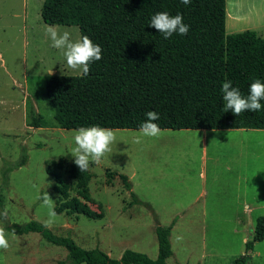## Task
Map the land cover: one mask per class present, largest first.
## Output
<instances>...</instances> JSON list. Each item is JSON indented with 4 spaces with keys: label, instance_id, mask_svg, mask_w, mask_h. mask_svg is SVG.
<instances>
[{
    "label": "rangeland",
    "instance_id": "obj_1",
    "mask_svg": "<svg viewBox=\"0 0 264 264\" xmlns=\"http://www.w3.org/2000/svg\"><path fill=\"white\" fill-rule=\"evenodd\" d=\"M241 2L244 9L256 2L263 12L249 16L248 23L264 20L260 7L261 3L264 8V0ZM43 4L44 0H0V213L7 210V217L0 216V228L9 241L8 249H0V264H71L66 249L50 244L40 234L9 230L13 224L33 220L44 225L49 212L42 206L45 192L56 212L59 195L48 172L52 162L65 160L64 170L55 173L69 185L71 196H77L69 171L74 162L75 130L59 128L54 110L46 104V90L49 76L82 74L68 68L61 51L50 46L46 28L52 25L42 19ZM65 28L73 30V40L81 37L78 27L59 26L60 31ZM259 36L264 38V28ZM35 115L43 117L44 128L31 127ZM193 133L162 130L157 137H141L135 143L139 131L115 130L112 151L89 167L93 201L89 206L102 212L103 218L57 213L59 219L48 229L56 236L72 238L83 249L98 248L113 259L132 250L155 260L159 254L157 227L175 223L168 264H234L246 253V242L264 215H218L223 210L215 207L223 206L222 201L196 196L201 139ZM24 155L27 164L17 167ZM107 172L127 176L132 191L119 176L109 183ZM208 207L215 209L204 210ZM204 211L210 214L203 215ZM251 256V264H264V241L255 244Z\"/></svg>",
    "mask_w": 264,
    "mask_h": 264
},
{
    "label": "trees",
    "instance_id": "obj_2",
    "mask_svg": "<svg viewBox=\"0 0 264 264\" xmlns=\"http://www.w3.org/2000/svg\"><path fill=\"white\" fill-rule=\"evenodd\" d=\"M165 11L182 15L183 23L190 26L187 35L174 33L164 39L149 27L151 17ZM41 15L47 25L78 27L81 36L87 35L102 49V58L90 64L88 75L47 78L46 104L54 110L59 128L96 125L138 131L146 113L155 111L160 116L155 123L161 130H264V100L257 112L235 116L225 110L223 82L231 81L245 96L255 80L264 82V38L252 30L227 34L226 0H191L189 5L180 0H44ZM31 127L44 128L43 117L33 116ZM27 162L24 155L17 167ZM65 166L61 158L48 168L59 195L56 213L102 219L104 214L89 206L93 203L89 169L81 172L74 162L70 164L77 193L73 197L62 175L55 173ZM106 176L109 183L119 176L132 191L127 176L113 172ZM174 226L157 227L159 254L155 260L132 250L113 259L98 248L83 249L70 237L56 236L34 220L13 224L9 230L40 234L50 244L66 249L71 264H168ZM263 241L261 216L246 242V253L234 264H251L255 244Z\"/></svg>",
    "mask_w": 264,
    "mask_h": 264
},
{
    "label": "crops",
    "instance_id": "obj_3",
    "mask_svg": "<svg viewBox=\"0 0 264 264\" xmlns=\"http://www.w3.org/2000/svg\"><path fill=\"white\" fill-rule=\"evenodd\" d=\"M260 7L264 10L261 3ZM261 13L256 2L244 9L241 0H226L227 34L252 30L259 35L264 28V20L253 24L248 22L249 16ZM192 132L201 139L202 168L199 183L194 185L196 196L213 198L216 200L214 203L222 201L223 206L215 207L223 210L218 215H264V130ZM189 187L191 184L184 185L183 189ZM208 214V211L203 212V215Z\"/></svg>",
    "mask_w": 264,
    "mask_h": 264
},
{
    "label": "clouds",
    "instance_id": "obj_4",
    "mask_svg": "<svg viewBox=\"0 0 264 264\" xmlns=\"http://www.w3.org/2000/svg\"><path fill=\"white\" fill-rule=\"evenodd\" d=\"M183 5H189L191 0H180ZM150 28L156 29L163 35L164 39H169L174 33L185 36L189 32V25L183 23V17L180 14L171 16L168 12H157L151 17ZM72 29L65 28L59 30V26H47L46 34L51 40V47L60 50L66 59L67 67L82 75H88L90 64L93 61H99L102 58V49L94 44L92 40L83 35L80 38L72 39ZM225 110L231 111L235 116L243 112L260 111L262 105L260 101L264 100V82L257 79L251 83L249 92L245 96L240 89L233 87L231 81H225L221 88ZM160 116L155 111L146 113V120L139 127V135L135 143L141 142V137H157L161 133V128L155 121ZM75 147L72 149L71 156L74 158L75 165L81 172L89 169L90 164H99L106 153L112 151L111 145L116 140L115 130L100 126L79 127L74 134ZM42 206L49 208L48 219L44 221L45 228H51L59 219L54 210V201L45 192L42 196ZM0 216L7 217V210L0 213ZM178 241L181 237L176 238ZM9 241L6 238L4 228H0V249H8Z\"/></svg>",
    "mask_w": 264,
    "mask_h": 264
}]
</instances>
